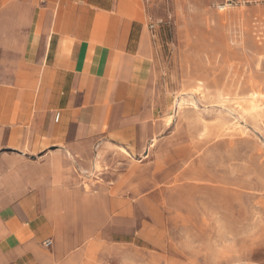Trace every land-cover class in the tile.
Returning <instances> with one entry per match:
<instances>
[{
    "label": "rangeland",
    "instance_id": "1",
    "mask_svg": "<svg viewBox=\"0 0 264 264\" xmlns=\"http://www.w3.org/2000/svg\"><path fill=\"white\" fill-rule=\"evenodd\" d=\"M140 8L154 129L139 152L82 174L101 197L91 218L78 207L92 237L59 264H264V0Z\"/></svg>",
    "mask_w": 264,
    "mask_h": 264
},
{
    "label": "crops",
    "instance_id": "2",
    "mask_svg": "<svg viewBox=\"0 0 264 264\" xmlns=\"http://www.w3.org/2000/svg\"><path fill=\"white\" fill-rule=\"evenodd\" d=\"M153 57L140 0H0L2 264H59L92 237L82 174L148 142Z\"/></svg>",
    "mask_w": 264,
    "mask_h": 264
},
{
    "label": "bare ground",
    "instance_id": "3",
    "mask_svg": "<svg viewBox=\"0 0 264 264\" xmlns=\"http://www.w3.org/2000/svg\"><path fill=\"white\" fill-rule=\"evenodd\" d=\"M259 98H260V95H259ZM194 107V106H193ZM216 109V108H215ZM222 111V110H221ZM264 122V121H263ZM238 127V126H237ZM252 130V129H251ZM254 132V131H253ZM245 229V228H244Z\"/></svg>",
    "mask_w": 264,
    "mask_h": 264
},
{
    "label": "built area",
    "instance_id": "4",
    "mask_svg": "<svg viewBox=\"0 0 264 264\" xmlns=\"http://www.w3.org/2000/svg\"><path fill=\"white\" fill-rule=\"evenodd\" d=\"M48 245H50V243H47Z\"/></svg>",
    "mask_w": 264,
    "mask_h": 264
}]
</instances>
